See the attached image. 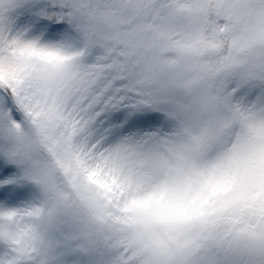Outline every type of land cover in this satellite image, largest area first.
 Segmentation results:
<instances>
[{"label":"snow or ice","instance_id":"snow-or-ice-1","mask_svg":"<svg viewBox=\"0 0 264 264\" xmlns=\"http://www.w3.org/2000/svg\"><path fill=\"white\" fill-rule=\"evenodd\" d=\"M0 264H264V0H0Z\"/></svg>","mask_w":264,"mask_h":264}]
</instances>
